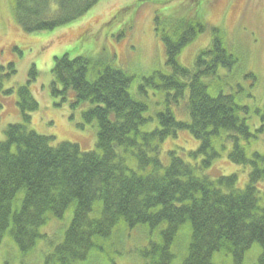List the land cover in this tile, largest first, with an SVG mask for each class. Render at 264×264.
I'll use <instances>...</instances> for the list:
<instances>
[{
  "label": "trees",
  "instance_id": "obj_1",
  "mask_svg": "<svg viewBox=\"0 0 264 264\" xmlns=\"http://www.w3.org/2000/svg\"><path fill=\"white\" fill-rule=\"evenodd\" d=\"M101 1L11 3L15 22L34 34L75 24ZM193 1L195 5L200 0ZM171 17L164 19L157 12L154 18L155 36L164 44L169 70L145 78L139 90L135 76L114 65L113 58H73L67 53L54 58L53 95L74 92L73 106L88 104L83 117L97 125L91 152L71 143L53 146L54 138L29 129L28 113L39 108L30 90L37 76L33 65L29 81L18 89L23 123L9 125L0 140V245L9 238L21 252H31L47 237L41 229L49 220H63L70 210L71 221L55 250L58 264L87 262L92 251L103 252L115 235L141 226L159 231V241L141 251L144 264H173L185 240L181 264H215L217 257L242 264L255 246L261 250L256 264H264V197L258 189L264 182V154L249 157L246 151L262 132L264 109L255 111L262 127L253 131L251 108L240 101L244 88L236 81L228 87L241 60L221 29H212L211 45L190 69L179 57L207 25L202 17L193 16L167 26ZM14 66L8 65V75L0 67V92L4 76L15 74ZM246 78L256 81L252 73ZM158 94L166 96V106L156 115L158 128L145 131L155 120L145 114ZM174 105L185 111L182 118L172 110ZM175 114L187 119L178 121ZM184 131L200 147L188 154L189 161L176 150L168 151V164L164 163L162 145ZM228 144L229 161L249 169L243 189L236 174H210Z\"/></svg>",
  "mask_w": 264,
  "mask_h": 264
},
{
  "label": "rangeland",
  "instance_id": "obj_2",
  "mask_svg": "<svg viewBox=\"0 0 264 264\" xmlns=\"http://www.w3.org/2000/svg\"><path fill=\"white\" fill-rule=\"evenodd\" d=\"M168 2V3H166ZM103 0L86 16L75 24L52 32L29 34L15 22L11 0H0V67L3 74H10L9 64H15L16 71L11 77L4 76L0 92V140H4L5 129L12 124H22L23 117L19 106L18 89L27 84L29 73L35 66L37 76L30 83L32 98L38 103L35 112L28 113L31 118L29 129L38 135L54 138L52 145L71 143L79 145L82 152H91L97 143V125L87 123L83 113L88 104L73 106L74 92L67 96L52 93V68L54 58L69 54L71 57L88 56L92 58H113L114 65L135 76L137 90L144 86L145 78L157 71L167 72L164 44L156 39L154 18L157 12L165 19L166 25H174L178 18L202 17L207 30L180 55V63L193 68L198 54L211 45L212 29L219 28L227 36L229 47L239 55L240 64L228 79L230 85L240 84L242 104L249 106L252 118L249 124L252 130L260 129L261 120L256 110L264 109V0ZM252 73L256 81L252 82L246 75ZM134 83V84H135ZM151 91L152 89L147 88ZM58 90L62 88L59 86ZM9 91L11 94L6 95ZM226 92V89H225ZM143 98V97H140ZM151 105L145 116L155 120L143 129L158 128L157 113L165 108L166 96H152ZM182 105L188 102V91ZM145 101V99H140ZM172 106V105H171ZM182 108V107H181ZM179 117L184 110L172 107ZM178 121L179 119L175 114ZM188 121V120H187ZM246 148L247 155L264 154V126ZM200 147L188 131L180 132L161 147V159L168 164L167 152L176 150L186 161L191 160L189 153ZM223 152L210 171L212 176H230L236 174L238 186L243 189L248 182L249 169L232 164L228 155L232 149ZM258 189L264 197V182ZM264 206V202H263ZM72 217L68 211L63 220L51 218L47 226L41 229L47 237L38 243L31 252H21L9 238L0 245V264H58L54 261L56 246L61 241V233L66 230ZM122 236L104 244V251H92L89 260L80 264H144L141 251L151 242L159 241V231H151L147 226L128 229ZM184 235L187 234L183 231ZM182 232V234H183ZM123 238V240H122ZM187 240L180 245V253L173 264H181V254ZM258 246L247 254L242 264H256L260 255ZM215 264H234L230 259L216 258Z\"/></svg>",
  "mask_w": 264,
  "mask_h": 264
}]
</instances>
